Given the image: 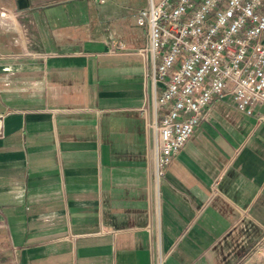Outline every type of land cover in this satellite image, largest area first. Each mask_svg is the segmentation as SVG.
Returning <instances> with one entry per match:
<instances>
[{"label":"crops","instance_id":"crops-1","mask_svg":"<svg viewBox=\"0 0 264 264\" xmlns=\"http://www.w3.org/2000/svg\"><path fill=\"white\" fill-rule=\"evenodd\" d=\"M12 1L0 264H264V104L212 103L156 178L147 36L132 30L148 0Z\"/></svg>","mask_w":264,"mask_h":264},{"label":"built area","instance_id":"built-area-1","mask_svg":"<svg viewBox=\"0 0 264 264\" xmlns=\"http://www.w3.org/2000/svg\"><path fill=\"white\" fill-rule=\"evenodd\" d=\"M135 20L147 31L139 54L155 92L150 127L160 178L212 103L230 99L247 116L264 104V0H148Z\"/></svg>","mask_w":264,"mask_h":264},{"label":"rangeland","instance_id":"rangeland-1","mask_svg":"<svg viewBox=\"0 0 264 264\" xmlns=\"http://www.w3.org/2000/svg\"><path fill=\"white\" fill-rule=\"evenodd\" d=\"M160 0H154V3H158ZM13 1L12 0H0V21L6 23V22H11V19L8 17H12V12H10L9 14L6 13V12H3V9H7L8 11H12L13 9ZM147 7V6H146ZM2 13L6 14L4 17H2ZM132 30L134 32H136L137 34H142V35H146L147 31H146V28L145 27H139L136 25V20H132ZM13 32V33H12ZM16 32L14 30H12L11 28L8 29V35L9 37H12L13 34H15Z\"/></svg>","mask_w":264,"mask_h":264},{"label":"water","instance_id":"water-1","mask_svg":"<svg viewBox=\"0 0 264 264\" xmlns=\"http://www.w3.org/2000/svg\"><path fill=\"white\" fill-rule=\"evenodd\" d=\"M16 3L19 10H24L29 7V0H16Z\"/></svg>","mask_w":264,"mask_h":264}]
</instances>
